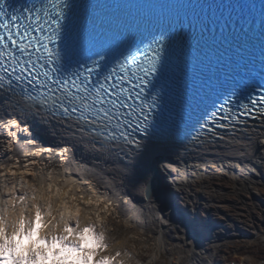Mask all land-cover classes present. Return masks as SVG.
<instances>
[{"label":"snow or ice","instance_id":"obj_1","mask_svg":"<svg viewBox=\"0 0 264 264\" xmlns=\"http://www.w3.org/2000/svg\"><path fill=\"white\" fill-rule=\"evenodd\" d=\"M10 8L8 0H0V111L3 112L0 122L8 137L0 153L6 161L0 164L3 168L0 176L5 179V191L10 193L0 201V224L3 226L0 264H34L37 254L23 251L17 243L26 244L27 240L21 241L20 236H27L33 228L46 245L61 243L79 250V245L73 244L71 238L62 237L67 236L65 227L72 229L75 235L81 226L99 237L91 264H105V257L108 264H123V254L110 252L106 237L101 236L95 223H88L92 217L86 219L84 216L85 207L91 206L92 201L81 200L71 207L61 201L63 193L56 186L52 173L48 174L50 182L45 183L42 174L32 171L30 166L38 165L39 161L28 159L21 166L20 152L25 158L41 157L47 152L51 154L49 164L54 156L72 152L75 157L80 151L74 143L70 147L53 143L50 147L34 150L16 145L13 138L29 145L38 143L34 133L43 117L48 118V123L59 122L67 131H79L81 140L87 133L89 143L99 148L112 151L113 146H119L120 163L127 169L123 179L134 203L142 204L149 197L153 198L161 214L170 209L180 218L173 222L183 224L195 238L204 227L203 222L185 218L187 206L180 207L182 196L177 187L158 184L156 174L162 166L167 172L165 180L172 177L175 181L179 177L180 187L192 188L183 178L188 174L187 162L195 158L196 150L218 144L227 135L235 137L238 132L254 133L255 138L251 135L245 138L254 153H264V85H253L247 102L239 98L238 89H222L214 97L210 96L207 103L181 117L179 122H161L156 118L161 93H150L149 86L162 66L170 39L167 34L157 33L146 41L129 44L102 76L97 69L107 60L103 52L90 63L80 64L76 71L61 75L58 71L62 58L60 44L67 27L70 0H41L39 6L22 12L9 11ZM249 119L258 123L250 126ZM18 132L27 136H18ZM64 143L70 141L66 139ZM129 152L135 154L132 163L124 159ZM7 161L14 162L9 165ZM37 176L39 179L31 183L25 179ZM9 177H19V187L25 191H17L15 179L9 186ZM137 189L141 190L140 195L134 194ZM57 202H60L59 210ZM58 211L60 219H66L67 223L66 226L61 223L52 232L49 222H56ZM72 216L75 219L68 218ZM166 219L171 220V216Z\"/></svg>","mask_w":264,"mask_h":264},{"label":"bare ground","instance_id":"obj_2","mask_svg":"<svg viewBox=\"0 0 264 264\" xmlns=\"http://www.w3.org/2000/svg\"><path fill=\"white\" fill-rule=\"evenodd\" d=\"M0 116H3L2 111H0ZM53 123H55V127H53ZM53 123H48L47 117L41 119V126L37 127L34 133L38 143L29 145L24 140L13 138L15 144L24 150H34L37 147H50L53 143L59 144L60 147H70V144L74 143L80 151H77L75 157H73L72 152L54 156L53 161L49 164H47L48 157L51 154L47 152L43 153L41 157L29 158L23 157V153L20 152L21 166L27 163L28 159L39 161L38 165L30 166L32 171L42 174L45 183L50 182L48 174L52 173L56 186L63 193L61 201L71 207H75L81 200L85 203L89 200L92 201L91 206L84 209L86 218L90 214H97V217L105 218L107 212L113 210V208L117 209L126 220L124 222L125 237L128 238L130 233L142 235L147 231L156 234L158 239L156 240L157 246L153 256L160 255L161 251L165 250L167 246L163 229L166 224L180 218L174 215L170 209L161 214L159 205L151 197L142 204L134 203L133 199L127 194L130 189L123 179L127 169L120 163L122 153L119 146H113L112 151H109L108 148H99L89 143L90 137L87 133L83 134L86 138L81 140L79 131H67L60 126L59 122L53 120ZM256 123L258 121L248 120L250 126ZM6 132L7 130L3 129V123L0 122V153H3L4 142L8 139ZM19 135L27 136L26 133L18 132ZM247 135L255 138L254 133L238 132L235 137L227 135L218 144L214 143L197 149L195 158L189 159L187 162L188 174L183 178L187 183L192 184V188L180 187L182 180L179 177L175 181L172 177H167V180H165L167 172L162 166L159 173L156 174L160 184L167 183L177 187V191L182 196V199L179 200L180 205H182V208L187 206L185 218L189 220L196 218L198 222L204 224V227L195 238H192V233L184 227L183 242L190 249L188 264H264L260 262L261 255L253 253V251L256 252L258 247L264 246L262 241L244 240L237 233L238 230H243V227L237 229V224H243L236 218V215L241 214L240 210L237 213L229 214L230 218L227 219V209L230 206L227 205V196L223 191L226 190L227 192V189L224 186L220 187V191L212 189L213 184L224 185L229 180L234 183L238 181L246 182L248 193H251V190L261 188L259 185L264 179V153H254L253 148L249 146L245 138ZM66 139L70 143H64ZM40 141L43 143H40ZM241 149H244V151H241ZM56 151L59 152V149L57 148ZM180 151H183V149ZM134 155V153L129 152L128 157H124V159L128 163H132ZM5 162L4 157L0 155V164ZM13 162L7 161L9 165ZM181 167H184L183 162H181ZM0 171H3V168H0ZM197 176H201L202 179L197 180ZM13 179L17 183V191L24 192L25 189L19 187V177H9V186H11L10 182ZM25 179H28L31 183L38 180L39 176L26 177ZM4 184L5 179L0 176V201L5 195H10L5 191ZM134 194L140 195L141 190H135ZM195 207L198 208V211ZM56 208L60 209V202H57ZM169 216H171V220L166 219ZM68 218L75 219L74 216ZM55 219L58 222L57 226L61 223L64 225L67 223L66 219H60L59 211ZM244 224L249 227V224L245 222ZM42 227L45 226L42 225ZM2 231L3 226L0 224V233ZM36 231L35 229V234L28 233V236H21V241L27 240L28 244L24 251L30 248L28 250L37 254V260L34 264H68L67 261L71 256L69 250L63 251L61 249L52 252L51 254H54L55 257L48 263L46 258L50 253L41 254L37 253L39 251H34V244L40 237V235H36ZM233 231L237 234L230 233ZM197 244L200 247H197ZM21 245L19 243V247ZM116 246L118 245L112 247ZM80 250L78 251L80 252ZM114 250L115 248L111 252H114ZM80 259L83 260L82 257ZM105 264H108V262H105Z\"/></svg>","mask_w":264,"mask_h":264},{"label":"rangeland","instance_id":"obj_3","mask_svg":"<svg viewBox=\"0 0 264 264\" xmlns=\"http://www.w3.org/2000/svg\"><path fill=\"white\" fill-rule=\"evenodd\" d=\"M221 186L227 189V192L223 190L227 196V205L230 206V208L227 209V219L230 218L229 214L237 213V211L240 210L241 214L236 215L237 220L243 224L244 222L249 224V227L245 224H237V229L243 227V230H238L237 233L244 240L262 241L264 245V179L259 185L261 188L259 190H251V193H248V184L246 182L238 181L234 183L232 180H229V182L224 185L219 183L213 184L212 189L220 191ZM180 207H182V205H180ZM195 209L198 211L197 207H195ZM84 216L86 218V215ZM89 216H91L92 219H89L88 223H95L101 236L106 237L109 251L111 252L115 248L114 252L118 251L123 254V264H188L190 249L183 242L185 228L184 225L179 222L166 224L163 233L165 234L167 246L165 250L161 251L160 255L154 257L153 253L157 246V235L147 231L142 235L130 233L128 238L125 237L124 222L126 220L117 209L113 208V210L107 212L105 218L97 217V214L87 215V218ZM49 223L51 224V231H56L58 222L56 221L53 223L50 221ZM64 230L67 231V236L62 237V239L71 238L73 244L79 245V249H81L80 252L75 248L66 245L62 246L61 243L46 245L41 236L34 244V251L46 254L54 253L61 249L63 251L69 250L71 251V256L69 255L70 259L67 261L68 264H91L92 254L99 245V237L92 233L87 227L81 226V230L77 231L75 235H73L72 229H67L65 227ZM31 231L29 233L35 234V228ZM230 233L237 234L235 231ZM21 236L25 237L23 234ZM116 244L118 246L112 247ZM253 253H257V255L260 254L261 261L258 260V258L257 260L264 263V246L258 247L256 252L253 251ZM81 257L83 260L80 259ZM104 259L105 262H107V258L105 257ZM117 264H120V262H117Z\"/></svg>","mask_w":264,"mask_h":264},{"label":"water","instance_id":"obj_4","mask_svg":"<svg viewBox=\"0 0 264 264\" xmlns=\"http://www.w3.org/2000/svg\"><path fill=\"white\" fill-rule=\"evenodd\" d=\"M157 183H158V184H160V181H159V179H157Z\"/></svg>","mask_w":264,"mask_h":264}]
</instances>
